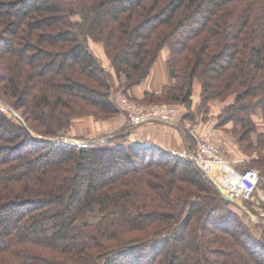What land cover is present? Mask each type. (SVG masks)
Returning <instances> with one entry per match:
<instances>
[{
  "label": "trees",
  "instance_id": "obj_1",
  "mask_svg": "<svg viewBox=\"0 0 264 264\" xmlns=\"http://www.w3.org/2000/svg\"><path fill=\"white\" fill-rule=\"evenodd\" d=\"M163 50L170 81L128 95ZM195 82L198 111L221 103L216 126L250 157L236 167L259 173L250 208L264 184V0H0V264H264V230L192 158L134 145L130 127L54 141L76 116L116 117L111 87L188 108Z\"/></svg>",
  "mask_w": 264,
  "mask_h": 264
},
{
  "label": "crops",
  "instance_id": "obj_2",
  "mask_svg": "<svg viewBox=\"0 0 264 264\" xmlns=\"http://www.w3.org/2000/svg\"><path fill=\"white\" fill-rule=\"evenodd\" d=\"M166 55L167 51L163 50L152 65L145 80L127 90L128 95L135 98H141L145 91L157 92L164 84H167L170 81L165 64ZM199 92L200 85L198 82H195L191 105L188 108L186 106L177 105L179 111L175 124L153 121L130 126L125 120H123L125 115L123 116L120 113L116 117L111 118L110 122L107 121V128L105 123L104 125L102 124L101 129L113 132L128 125L130 128L128 129L129 132L127 137L132 141V144L143 147L160 148L174 154L185 156L187 153L195 150L196 140L195 144H193V148H191L192 150H190L189 144L184 137V132L189 130L195 138H201L205 128L211 127L214 131L213 140L220 148L223 155L227 159H230L234 166L242 161H247L250 157L243 154L236 140L229 135L227 131H224V127L216 126L217 119L215 116L222 108V104L219 102L210 103V113L203 115L198 111ZM204 116H206V118H204ZM95 123L96 122L92 121L93 125ZM256 155L257 154L254 153L251 157ZM206 167L213 180L219 184L222 183L223 185L229 184L228 179H230V176H234L235 173L238 174L237 169H233L232 165L210 163L207 164ZM260 197L262 196L260 195Z\"/></svg>",
  "mask_w": 264,
  "mask_h": 264
},
{
  "label": "built area",
  "instance_id": "obj_3",
  "mask_svg": "<svg viewBox=\"0 0 264 264\" xmlns=\"http://www.w3.org/2000/svg\"><path fill=\"white\" fill-rule=\"evenodd\" d=\"M116 97L130 126L153 121L166 124L176 123L179 111L176 104L168 102L148 105L129 98L120 92H117ZM213 135V129L206 127L203 136L201 138H195L196 148L194 152L187 153L185 156L192 158L202 168L210 163L229 165L219 147L213 142ZM258 181V171L255 168L246 169L237 174L236 182L230 188V194L241 200L249 199L252 192L256 190Z\"/></svg>",
  "mask_w": 264,
  "mask_h": 264
},
{
  "label": "rangeland",
  "instance_id": "obj_4",
  "mask_svg": "<svg viewBox=\"0 0 264 264\" xmlns=\"http://www.w3.org/2000/svg\"><path fill=\"white\" fill-rule=\"evenodd\" d=\"M92 49L96 53L98 58L102 61V63L105 66H108L109 63L107 61L106 56L104 55V53L102 51L101 45L99 43H92ZM111 91H112L111 92V98L116 103L117 108H118V114L117 115H119L121 113L124 116V113H123L121 107L119 106V104L117 102L116 96H117V92H120L121 94H124L126 92L122 91L121 89H116L115 87H111ZM73 119H75L76 122L74 121L75 124L73 125V128H71L72 130H70V133L67 134L66 136H62L61 138L54 139V141H56L57 145H60L61 147H64V148H77V147H81V145H83L85 147L87 145V142L90 141L91 139H102L103 140V139L107 138L108 136L113 135V133L115 134L118 131L120 132L119 129H117L113 132H108V131L101 129V126H102V124L104 125V123H105V126L107 128L106 123H107V121L110 122L111 117L107 118V119L102 118L103 120H97L94 117H92L91 115H85V116H76ZM123 120H125V122L127 123V117L126 116L124 117ZM92 121H94L96 123L93 125ZM125 127H129V126L126 125V126H124V128ZM229 135H231V134L229 133ZM191 152L193 153L194 150ZM224 158L226 159V161L229 165H232L233 169L234 168L237 169V173H241L244 170L249 169V168H255V167H251V166H248V167L242 166L239 168V167L234 166V164L231 163L230 159H227L225 156H224ZM232 174H234V173H232ZM235 175L237 176L236 173H235ZM235 175L234 176L232 175L230 177L228 176L230 178V179H228L229 184L223 185L222 183H220L221 187L227 192L228 196H230L231 198H233L236 201H239L243 205L245 210L236 208L235 206L232 208L234 210L241 211L243 214V218L246 219L249 222V224H254V223L257 224L256 227L255 226L253 227L254 229L257 228L258 231L264 230V227H263L264 220L262 218L260 219L261 215L264 214V207L262 205V203H264V195H263L264 194V184H262L261 187H258L259 190H257L256 196L254 197V202L251 204L252 207L249 208L248 204H246V202H244L245 200H241V199L236 198L230 194V188H232L236 182V176ZM260 195L262 197H260ZM252 208H253V210H252Z\"/></svg>",
  "mask_w": 264,
  "mask_h": 264
},
{
  "label": "water",
  "instance_id": "obj_5",
  "mask_svg": "<svg viewBox=\"0 0 264 264\" xmlns=\"http://www.w3.org/2000/svg\"><path fill=\"white\" fill-rule=\"evenodd\" d=\"M215 185H216L218 191L221 193V195L224 199H226L227 201H229V202L233 203L234 205L245 210V208L243 207V205L239 201H236L233 198H231L230 196H228L227 192L221 187L220 184L215 182Z\"/></svg>",
  "mask_w": 264,
  "mask_h": 264
}]
</instances>
